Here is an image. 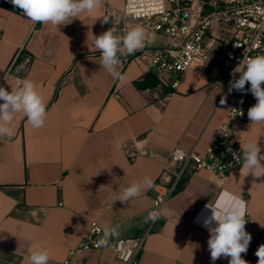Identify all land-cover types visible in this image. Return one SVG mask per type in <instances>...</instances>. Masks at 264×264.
<instances>
[{
	"label": "crops",
	"instance_id": "0c3cea01",
	"mask_svg": "<svg viewBox=\"0 0 264 264\" xmlns=\"http://www.w3.org/2000/svg\"><path fill=\"white\" fill-rule=\"evenodd\" d=\"M125 6L126 0H102L92 13L82 12L57 27L33 23L11 0H0V86L10 90L20 80L32 81L47 112L40 128H33L24 113L16 114L14 135L0 137V264H26L37 249L48 251V264H62L93 222L119 238L146 235L138 264H213L204 221L212 215L208 205L215 207L221 197L225 207L234 204L233 197L245 201V230L252 239L241 257L258 264L256 252L264 245V176L248 174L246 168L226 179L188 171L161 218L152 226L147 219L154 187L165 183L170 155L175 149L205 155L232 96L225 95L226 73L213 64L187 71L170 95L174 75H159L135 54L121 57L122 80L111 76L92 40L108 30L126 34L131 21ZM103 16L111 17L104 23ZM145 33L144 47L170 43ZM231 37V27L216 26L205 41L211 55ZM234 139L242 147L259 143L264 153V125H240ZM125 144L134 153L150 151L157 157L134 158ZM145 177L153 184L140 197L114 201ZM229 259L214 264H229ZM75 264L124 263L105 248L78 253Z\"/></svg>",
	"mask_w": 264,
	"mask_h": 264
},
{
	"label": "built area",
	"instance_id": "2783aa9c",
	"mask_svg": "<svg viewBox=\"0 0 264 264\" xmlns=\"http://www.w3.org/2000/svg\"><path fill=\"white\" fill-rule=\"evenodd\" d=\"M124 15L131 21L123 30L124 34L141 26L150 33L169 39L167 47H143L133 53L142 57L147 67L159 75H174L175 79L170 84L172 91L168 95L179 87L187 71H203L213 64L226 73L222 81L225 95L232 96L226 120L206 154L175 149L165 163V183L154 187V205L149 212H159L161 218L177 184L188 171H205L226 179L242 167L243 147L235 141L234 130L240 125L252 123L247 112L257 101L250 91L229 92V87L230 81L239 78V74L233 76L231 73L244 56L264 55V0H126ZM219 25L231 27L232 37L222 40L212 56L213 49L205 41ZM249 87L250 84L245 85L246 90ZM124 147L134 158L139 155L157 157L150 151L134 153L128 144ZM237 156L240 157L239 162ZM158 219L151 221V226ZM145 238L146 235L119 238L114 231H107L93 222L88 234L78 247L68 253L62 264H75L78 253L105 248L112 249L124 264H138Z\"/></svg>",
	"mask_w": 264,
	"mask_h": 264
},
{
	"label": "clouds",
	"instance_id": "9594fccd",
	"mask_svg": "<svg viewBox=\"0 0 264 264\" xmlns=\"http://www.w3.org/2000/svg\"><path fill=\"white\" fill-rule=\"evenodd\" d=\"M11 3L22 10L24 15L33 23L52 24L62 26L77 18L82 12L92 13L101 4L102 0H11ZM111 16H103L107 23ZM148 40L145 30L137 26L129 30L124 36L114 35L111 30L99 36L93 35L92 46L101 53V65L106 71L117 79H123L117 70L121 57L135 53L145 46ZM239 74L238 79L230 81L229 92L235 90L244 93L250 91L257 103L248 109L247 115L252 124L264 125V55L256 57L244 56L233 69L231 75ZM250 84L246 90L245 85ZM221 104L225 103L222 98ZM24 113L33 128L44 125L47 115L43 97L36 90V85L27 79L18 81L17 87L10 90L0 86V137L11 138L14 133L11 124L18 113ZM240 115H243L240 112ZM241 152L243 153V168L255 177L264 176V153L259 143L249 142ZM240 157L236 160L239 162ZM151 178L145 177L124 188L114 201L127 203L132 198L140 197L147 189L152 187ZM223 197H221V200ZM234 204L230 207L222 205L218 200L215 207H208L212 215L204 221L210 236L208 250L214 262L221 257L229 258V264H248L241 254L246 253L252 239L245 230L247 223L246 203L242 199L233 197ZM159 212H151L148 220L155 221ZM215 226H212V225ZM108 233L106 232V235ZM256 255L258 264H264V245H261ZM50 257L47 250L37 249L31 251L26 257V264H48Z\"/></svg>",
	"mask_w": 264,
	"mask_h": 264
}]
</instances>
